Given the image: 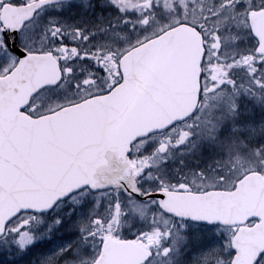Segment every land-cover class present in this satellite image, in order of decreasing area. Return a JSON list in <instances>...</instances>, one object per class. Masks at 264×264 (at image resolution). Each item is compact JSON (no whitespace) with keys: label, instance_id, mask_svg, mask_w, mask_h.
<instances>
[{"label":"snow or ice","instance_id":"obj_1","mask_svg":"<svg viewBox=\"0 0 264 264\" xmlns=\"http://www.w3.org/2000/svg\"><path fill=\"white\" fill-rule=\"evenodd\" d=\"M0 264H264V0H0Z\"/></svg>","mask_w":264,"mask_h":264}]
</instances>
